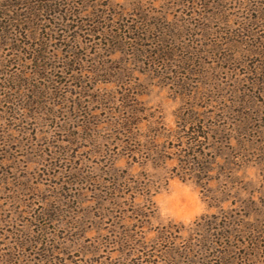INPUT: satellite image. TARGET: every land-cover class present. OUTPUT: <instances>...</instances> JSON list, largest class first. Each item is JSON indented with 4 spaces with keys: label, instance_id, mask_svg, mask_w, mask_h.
Here are the masks:
<instances>
[{
    "label": "rangeland",
    "instance_id": "obj_1",
    "mask_svg": "<svg viewBox=\"0 0 264 264\" xmlns=\"http://www.w3.org/2000/svg\"><path fill=\"white\" fill-rule=\"evenodd\" d=\"M240 231L264 0H0V264H225Z\"/></svg>",
    "mask_w": 264,
    "mask_h": 264
},
{
    "label": "trees",
    "instance_id": "obj_2",
    "mask_svg": "<svg viewBox=\"0 0 264 264\" xmlns=\"http://www.w3.org/2000/svg\"><path fill=\"white\" fill-rule=\"evenodd\" d=\"M194 142H197L196 139ZM196 150H193L195 152ZM199 152V151H198ZM203 154V153H199ZM198 154V155H199ZM193 153L187 154V159L184 160L185 164H188L191 162L190 158H193ZM200 164H203L202 166L206 165V162L198 161ZM207 168V167H203ZM202 169V168H200ZM240 234L242 237H245L244 231H240ZM250 234V233H249ZM250 236V235H249ZM240 245L243 244V247L237 246L238 250H243L241 256H237V254H233L230 256L227 255L223 259L225 261V264H255L258 262L259 258L261 257V251L259 250L261 247V250L264 249L263 241L260 239L259 236L256 237V235H252L250 237L243 238V241L240 240ZM263 253V251H262Z\"/></svg>",
    "mask_w": 264,
    "mask_h": 264
}]
</instances>
